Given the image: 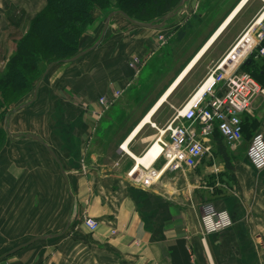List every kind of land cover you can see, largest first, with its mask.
Returning <instances> with one entry per match:
<instances>
[{"label":"crops","instance_id":"crops-1","mask_svg":"<svg viewBox=\"0 0 264 264\" xmlns=\"http://www.w3.org/2000/svg\"><path fill=\"white\" fill-rule=\"evenodd\" d=\"M46 4L0 0V72L16 50L15 39ZM262 7L263 0H189L163 30L135 26L117 14L98 45L110 11L96 10L80 40V52L92 49L76 61L55 64L0 120L7 132L0 149V264H264V170L250 165L245 142L255 127L264 134V96L243 115L246 137L237 148L224 138L219 145L213 133L212 155L196 168L163 171L160 157L145 164L159 174L152 183L139 186L128 179L137 157L174 115L171 106L181 108L209 68L251 33ZM161 34L176 39L181 62L132 108L116 104L97 118L92 110L99 109V96L129 82L126 92L137 88L129 62L153 56ZM240 47L226 63L243 58ZM186 82L190 88L179 98ZM28 134L50 146L67 180L45 144ZM125 142L128 153L121 148ZM206 202L230 211L234 225L205 236L200 207ZM84 215L100 228L86 227ZM37 237L44 239L10 253Z\"/></svg>","mask_w":264,"mask_h":264},{"label":"built area","instance_id":"built-area-1","mask_svg":"<svg viewBox=\"0 0 264 264\" xmlns=\"http://www.w3.org/2000/svg\"><path fill=\"white\" fill-rule=\"evenodd\" d=\"M262 8L254 21L251 33H246L220 63L209 68L203 82L181 108L172 107L175 114L159 130V137L144 155H148L158 144L160 148L152 161L163 157L166 162L163 171L183 170L185 167L196 168L204 156L212 155L209 142L216 128L233 148H237L244 140L242 117L246 113H252L253 102L258 96H264V85L251 73L241 69V65L253 53L258 52L264 57V0ZM167 38L165 34L159 35V45L166 44ZM245 42V48L252 45L245 59L235 65H227L225 62L231 56L234 57V53ZM143 62L144 58L141 56L130 60L129 64L134 70L135 77L140 74ZM130 85L129 82L126 88L99 96V109L92 110V113L97 118H102L122 99ZM151 125L157 126L156 124ZM126 143L122 144L121 148L128 153L125 149ZM246 151L250 165L255 170H264V134L262 132L258 131L253 134ZM158 175L149 166L136 160V164L128 172V179L135 185H149ZM200 209L202 210V232L205 236L226 231L235 223L230 211L212 202L202 204ZM83 221L91 231L100 228L98 220L94 217L84 215ZM118 232L117 229L113 230L112 235L116 236Z\"/></svg>","mask_w":264,"mask_h":264},{"label":"trees","instance_id":"trees-1","mask_svg":"<svg viewBox=\"0 0 264 264\" xmlns=\"http://www.w3.org/2000/svg\"><path fill=\"white\" fill-rule=\"evenodd\" d=\"M46 1V6L30 22L25 35L15 39L16 50L11 54L4 71L0 72V120L10 112L13 104L20 103L33 90L36 81L52 63H62L80 52V40L95 21L93 12L96 7L101 9L114 7L115 10L126 12L136 20L152 22L160 20L166 14L174 11L182 0ZM152 8L158 15L145 19L144 17L149 14ZM175 44V42H171L172 49L170 51L177 55L174 51ZM173 58L170 62L173 61ZM253 62L254 60L246 61L241 65V69L251 73L249 70L253 69ZM255 79L257 78L255 77ZM259 79L257 80L264 85V69H261ZM140 101L141 98L137 103ZM121 116H126V113L121 114ZM245 133L246 123L244 122V138L246 137ZM253 134L251 133L250 140ZM214 136L218 138L219 145H221L223 137L218 128L215 129ZM6 137V130L0 128V149L4 146ZM223 157L227 159L226 155ZM226 165L227 170H229L228 174L233 179V167L231 164Z\"/></svg>","mask_w":264,"mask_h":264},{"label":"rangeland","instance_id":"rangeland-1","mask_svg":"<svg viewBox=\"0 0 264 264\" xmlns=\"http://www.w3.org/2000/svg\"><path fill=\"white\" fill-rule=\"evenodd\" d=\"M96 10L97 11H103V12H106V11L107 12H109V11L112 12V11L115 10V8L114 7H109V9H101L99 7H96L95 10H94V12H93L94 13V17H95V11ZM131 12H132V10H131ZM157 15H158V13L154 10V8H152L149 11V14H147V16L144 17V18L145 19H148V18L150 19V18H152L154 16H157ZM167 37H168L167 38L168 41H167L166 44H164L162 46L159 45V50L156 51V52H154L153 56L152 55H149V56H147L144 59L143 65L141 66L142 67L141 68L142 70L140 71V74L135 79H133V81L138 84V86H136L137 88H135V89L132 90V87H130L129 92L127 91L126 94L122 97V99L119 100V102L117 103L118 105L121 104L122 106L125 107L126 110L129 109V108H132L134 106V103L135 102H137L138 100H140V98L141 99L143 98V96L145 95V93L148 91L149 88H151V87L154 88V86L160 85L162 83V80L164 78H167L170 70H173V67L176 66V65H178L181 62L182 57L184 55L183 54L182 55H179V54L176 55L175 54L176 55L175 56L174 53H172L170 51V49H172V46L170 44H171V42H176L175 41L176 39L175 38H172L171 39L169 36H167ZM173 56H175V57L173 58ZM172 58H173V61L170 62V60H172ZM249 58H250L251 61L254 60V62H253V64H254L253 69H251L249 71H251L252 75H254L257 79H259V73H260L261 69H264V57H262L261 55H259L258 52H255ZM233 59L236 60L237 57H235ZM186 73H184L183 76ZM183 76H182V78H183ZM182 78L178 81V83H180V81L182 80ZM169 79H167L166 83L168 82ZM178 83L176 85H178ZM189 88H190L189 82H186L184 84L183 88L176 95L179 96V98H181L186 93V91L189 90ZM12 102H13V100H12ZM15 105L16 104H13V107ZM118 105H117V107L114 108V110L112 111V113L113 112L115 113L120 108V107H118ZM171 107H173V106H171ZM161 111H162L161 113H163L165 115H168V113H169L168 110H164L163 109ZM174 114H175V112H174ZM148 120H150V119H148ZM251 123H252V121H251ZM256 130H257V127H255L252 130V134ZM6 139H7V137H6ZM246 139H245V142L247 143L246 145H247V148H248V146L250 144V141H247ZM126 150H127V148H126ZM70 206L71 205H69L70 217H71V220H72V216H73L72 215V213H73L72 211L74 209V203H73V205L71 207ZM73 218L74 219L72 220V222L74 223L76 221V217L73 216Z\"/></svg>","mask_w":264,"mask_h":264},{"label":"water","instance_id":"water-1","mask_svg":"<svg viewBox=\"0 0 264 264\" xmlns=\"http://www.w3.org/2000/svg\"><path fill=\"white\" fill-rule=\"evenodd\" d=\"M188 2H189V0H182V1L180 2L179 6H178L174 11H172V12L166 14V16H164L162 19H160V20H155V21H152V22H144V21H141V20H136V19L130 17L126 12H123V11H121V10H114V11L110 12V14H109V16H108V18H107V21H106V23H105V25H104V29H103V31H102V33H101V36H100V38L98 39L96 45H98V44L100 43V41L103 39V37L105 36L106 32H107L108 29H109V24H110L111 19L113 18V16H115V15H117V14H121V15H122L123 17H125V18H126L131 24H133V25H135V26H141V27H144V28H147V29H151V30H152V29L163 30V29H165L166 26H167V25H166V21H167L168 19L173 18V17L177 14V12H179V10H180L183 6H185V4L188 3ZM95 47H96V46H95ZM91 49H92V48H91ZM91 49L82 50V52H79L78 54L72 56L71 58H68V60H64L63 62H67V63H68L69 61H76V60L82 58V56H83L84 54L88 53ZM55 64H57V62L52 63V64L46 69V71H45V73H44V75H43V78L48 74V72L54 67ZM37 86H38V87H37V90H36V91H38V89H39V85H37ZM27 137H32V138L38 140L39 142L44 143V142H43L38 136H36V135H34V134H28ZM44 144H45V146L48 148V150H49L50 154L52 155V157H54V158L56 159V161L58 162V165H59L61 171L63 172L65 179L67 180V175H66L65 171H64L63 168H62V165H61V162H60L59 158L56 157L55 153L53 152V150L50 148V146H49L47 143H44ZM39 239H44V237H37V238H34V239H32L30 242H27V243H25V244H23V245L18 246L15 250L11 251L10 253H15V252H17V250H19V249H22V248H24V247L30 246L32 243H34L35 241H37V240H39Z\"/></svg>","mask_w":264,"mask_h":264},{"label":"bare ground","instance_id":"bare-ground-1","mask_svg":"<svg viewBox=\"0 0 264 264\" xmlns=\"http://www.w3.org/2000/svg\"><path fill=\"white\" fill-rule=\"evenodd\" d=\"M248 40V39H247ZM245 45H246V42L245 43H243L242 45H241V47L240 48H243L241 51H243L239 56H243V58H239V59H237V60H235L234 62H232V63H226L227 65H235V64H237L239 61H241L242 59H245V56H247L248 55V53L250 52V49H251V47H252V45H249L247 48H245ZM183 76V75H182ZM175 86V85H174ZM174 86L169 90V92H172V90L174 89ZM169 94V93H168ZM167 94V95H168ZM167 95H166V97H167ZM166 97H165V99H166ZM164 99V100H165ZM163 100V101H164ZM159 145L157 144L156 145V147L154 148V149H152L151 151H150V153H148V155H146V156H143L142 158H139V157H137V159H138V161H139V163H144V160H145V163L144 164H146V163H150L151 162V160L153 159V157L156 155V152L159 150ZM125 149H126V145H125ZM149 155H152L151 157L149 156ZM146 159H149L150 161L148 162V160H146Z\"/></svg>","mask_w":264,"mask_h":264}]
</instances>
